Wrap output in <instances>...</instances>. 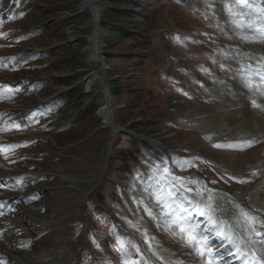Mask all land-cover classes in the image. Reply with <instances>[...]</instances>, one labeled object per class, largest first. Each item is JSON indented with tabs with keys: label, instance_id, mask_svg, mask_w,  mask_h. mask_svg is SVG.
Instances as JSON below:
<instances>
[{
	"label": "rangeland",
	"instance_id": "rangeland-1",
	"mask_svg": "<svg viewBox=\"0 0 264 264\" xmlns=\"http://www.w3.org/2000/svg\"><path fill=\"white\" fill-rule=\"evenodd\" d=\"M66 4L70 11H57ZM82 4L0 0V92L5 93L0 97V264H122L128 259L143 264L141 255L148 264H206L186 240L154 218L161 208L149 199L152 189L146 191L148 183L134 177L144 174L154 187L147 165L167 163L195 181L188 185L189 195L201 210L209 211V205L236 234L247 235L243 229L249 227L241 210L264 221V84L247 74L246 63L250 57L251 69L264 67V22L241 14L260 17L264 0L251 8L242 0L96 2L100 11L111 5L126 9L122 32L113 26L106 37V30L101 32L110 45L103 49L111 53L108 84L120 87L113 93L116 120L158 137L168 150L139 146L123 134L113 171L104 172L111 133L100 113L101 96L87 94V84L79 89L86 82L74 79L87 74L86 38L93 29ZM31 52L38 54L20 63ZM65 89L70 90L61 106L44 103ZM92 100L96 106L89 112L85 106ZM6 115L19 119L4 126ZM174 161L191 163L180 168ZM37 174L42 175L38 180ZM192 211L201 228L207 226V217ZM255 229L261 235L251 237L263 243L264 227L257 223ZM225 262L246 263L237 253L222 257L220 264Z\"/></svg>",
	"mask_w": 264,
	"mask_h": 264
},
{
	"label": "snow or ice",
	"instance_id": "snow-or-ice-1",
	"mask_svg": "<svg viewBox=\"0 0 264 264\" xmlns=\"http://www.w3.org/2000/svg\"><path fill=\"white\" fill-rule=\"evenodd\" d=\"M242 2L248 8L256 4V0H251V3L248 0H242ZM229 12L231 13L230 8ZM259 12L261 13L260 17H256L251 11L241 14L248 15L252 20L260 19L264 22V7L259 8ZM231 14L234 15V13ZM247 74L256 77L261 84H264V67L251 69L249 66ZM245 83L248 86L251 84L250 81H246ZM3 88L10 91L8 85H4ZM4 94V92H0V97H3ZM252 103L254 106L259 107L255 101ZM16 126L19 127V124ZM17 146L8 145L7 147L15 148ZM5 159H7V156H5ZM173 163L177 164L180 168H184L191 162L174 161ZM147 167L149 172L152 173L149 181H154V187L152 183L145 181L144 174H138L134 179L138 180L142 185L148 183V188L145 189L146 191L152 189L149 193V199L153 201V206L161 208L160 215L154 218L162 220L165 227L173 229V234H179L181 239L186 240L189 246L205 259L206 264H220L222 257L231 256L234 253L242 254L241 245L247 244L250 246L252 242H246L243 235H238L232 231V225L228 221L212 215L209 205H206V207H209V211L201 210L200 202L194 200L189 195L193 190L188 185L195 183V181L177 175L175 171L169 168L167 163L163 165L152 163L147 165ZM212 183H215V181H212ZM196 195L200 196L202 193L197 191ZM144 208L149 215H154L148 203H144ZM192 209H195V214L201 217H207V226L201 228L200 222L194 218ZM241 212L242 215L248 218L249 227L243 229L247 235L251 236L252 233H256L255 224L257 223L261 227H264V221H259L257 217L251 216L243 212V210ZM112 235L115 236L116 233L113 231ZM144 235L147 236V233L145 232ZM256 235H261V233H256ZM117 241L123 250V255L129 256L130 254L125 248V241L120 237H117ZM96 246L99 248V244ZM132 247L137 253L140 252L138 245L133 244ZM214 248L217 249L215 252L213 251ZM141 261H143V264H148V261L144 260L143 255H141ZM122 264H140V262L128 259L123 261ZM177 264H182V262H177ZM260 264H264V260L260 261Z\"/></svg>",
	"mask_w": 264,
	"mask_h": 264
},
{
	"label": "bare ground",
	"instance_id": "bare-ground-1",
	"mask_svg": "<svg viewBox=\"0 0 264 264\" xmlns=\"http://www.w3.org/2000/svg\"><path fill=\"white\" fill-rule=\"evenodd\" d=\"M97 0H85V3L83 5V9H89L93 16L90 18L91 19V25L94 26V27H97L95 29V32L94 34L91 36V43H92V49L94 50V57H95V60L98 61V64L97 66L99 67L100 64H102L101 62V59H102V54L104 52H102V47L100 45V42H101V39H100V34H101V29H99V27L97 26L99 23H100V16L97 14L96 12V9L94 7V3H96ZM257 55V54H256ZM253 56V55H252ZM252 58L250 57H247L246 60H251ZM253 61V60H252ZM257 63H259L257 61ZM246 64V63H245ZM96 66V65H95ZM254 66V65H253ZM258 66V65H257ZM255 69V67H254ZM98 71H100L102 73L103 71V67H100V70H97L96 71V74L98 73ZM100 73V74H101ZM97 77V75H96ZM100 77V76H99ZM94 79V78H93ZM262 95V94H261ZM262 98V97H261ZM264 98V96H263ZM111 102H112V105L114 106V100L111 99ZM253 107V106H252ZM101 116H103L104 118V122L105 124L113 131H115V133H118L120 132L121 130H118L117 128L114 127L113 125V121L111 120L110 118V113H109V110H102L101 111ZM11 118V117H10ZM5 123V126L7 124V122H4ZM146 144H149V146L152 148L153 146L155 147V149L158 151V152H161V153H164V149L162 147H160V143H154V142H149V141H146L145 142ZM110 155H112L110 153ZM105 164V163H104ZM105 166V165H103ZM41 174H37L35 176V179H39L41 176ZM34 178V177H33ZM70 179V178H68ZM78 179V178H76ZM102 179V178H101ZM78 181V180H77ZM234 231V230H233ZM238 233V231H237ZM244 239L245 241H251L252 243L250 244V246H248L247 244H244V245H241V249H242V254L238 253L239 255H244V259L247 261V263H251V264H260V261L264 260V249L261 247L263 246V243L262 241H258V240H253V238L249 235H245L244 236ZM263 239H264V235H263ZM264 241V240H263ZM259 243V246L258 244ZM257 245V246H256ZM260 247V248H258Z\"/></svg>",
	"mask_w": 264,
	"mask_h": 264
},
{
	"label": "trees",
	"instance_id": "trees-1",
	"mask_svg": "<svg viewBox=\"0 0 264 264\" xmlns=\"http://www.w3.org/2000/svg\"><path fill=\"white\" fill-rule=\"evenodd\" d=\"M118 3H122V2H125V0H117ZM67 4L64 5V6H58L57 7V11H62V10H68L70 11L69 9H67ZM125 12H126V9H121L120 7H116V6H109L108 8H106L103 12L104 14V17H105V23L104 25L105 26H110V22H119L121 24L124 25V21H125V18H127L125 15ZM127 21V20H126ZM115 28V27H114ZM109 55V54H108ZM71 59H68L67 60V63H70ZM75 78L79 79L80 77L79 76H76ZM120 91V89L116 86L114 88V92L118 93Z\"/></svg>",
	"mask_w": 264,
	"mask_h": 264
}]
</instances>
